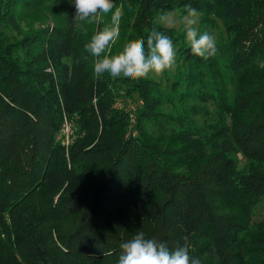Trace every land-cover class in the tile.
Segmentation results:
<instances>
[{"label": "trees", "instance_id": "obj_1", "mask_svg": "<svg viewBox=\"0 0 264 264\" xmlns=\"http://www.w3.org/2000/svg\"><path fill=\"white\" fill-rule=\"evenodd\" d=\"M113 4L124 7L112 54L128 39L147 53L155 29L176 52L171 78L95 73L85 45L112 13L79 21L74 0H0V264H118L139 232L202 264H264V214L253 219L264 200V0ZM186 5L215 37V56L194 55L159 22ZM38 6L55 12L51 26L22 13ZM132 97L131 125L115 104ZM186 97L217 119L197 126Z\"/></svg>", "mask_w": 264, "mask_h": 264}, {"label": "clouds", "instance_id": "obj_2", "mask_svg": "<svg viewBox=\"0 0 264 264\" xmlns=\"http://www.w3.org/2000/svg\"><path fill=\"white\" fill-rule=\"evenodd\" d=\"M76 15L74 19L86 21L98 14L112 13L110 23L98 30L85 45L86 49L97 60L94 71L97 74L109 73L112 78L123 75L129 79L147 78L150 73L160 74L175 65L176 52L171 39L153 29L147 37V53L142 39H128L122 50L112 54V45L118 40L120 19L123 16V5L115 7L113 0H74ZM188 15L195 17L197 10L191 5L185 6ZM194 20L188 21L186 39L194 55L210 58L217 54L216 40L205 31L198 32L191 27ZM108 53L101 57V54ZM118 264H202L201 260L189 256L187 246L170 250L166 243L156 239L145 238L143 232L135 234L121 244Z\"/></svg>", "mask_w": 264, "mask_h": 264}, {"label": "rangeland", "instance_id": "obj_3", "mask_svg": "<svg viewBox=\"0 0 264 264\" xmlns=\"http://www.w3.org/2000/svg\"><path fill=\"white\" fill-rule=\"evenodd\" d=\"M22 13L26 16V18L30 21V25L34 26L35 28H42L45 27L47 25L51 26L53 24L52 18L51 16L54 15V11H52L51 7H41L38 6L37 10H28V9H24L22 11ZM32 15H36L38 16V19L33 20L32 19ZM189 20H194L195 22L191 25V27H193L194 29L197 30V25H198V20H199V12L197 11V15L195 17H191L188 15V12L182 13L178 8H174L170 11H168L165 16H163L159 22L165 26V27H172L174 29H178L180 31H182L185 36H186V27L188 26V21ZM22 25L25 26L27 21L23 20ZM175 65L173 68L171 69H166L165 71H163L160 74H156L154 73V77L157 79H163V74H166L167 76H170L171 72L174 70ZM171 78V76H170ZM133 99H127L125 101L123 100H118L115 104L116 107H120L121 103L125 104L126 109L132 114L134 112L135 106H136V98L132 97ZM187 98V106H193L195 105V107L191 110L188 111L187 116L192 120L193 123H195L197 126H204L210 122H213L217 119L216 116V111L214 110L213 107H211V105H208L210 107V111L211 113L209 115H205L203 112L199 113L197 112L196 109V101L192 102L188 97ZM133 110V111H132ZM134 120V116L133 114L130 115V122L131 125L133 123ZM130 125V126H131ZM72 123L70 120H68L67 118L63 120L61 129L57 135V137L59 138L61 144H63L64 146H67L70 141H71V136H72ZM235 158L238 162V165L242 168L244 166H246L248 164V158L241 154L238 153L235 155ZM181 170V168H180ZM183 170V169H182ZM264 214V200L262 202H260L254 209V215H253V219L258 220L262 217V215Z\"/></svg>", "mask_w": 264, "mask_h": 264}]
</instances>
